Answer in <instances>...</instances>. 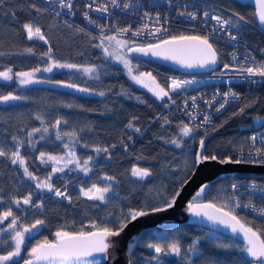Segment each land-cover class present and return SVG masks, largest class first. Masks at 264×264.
I'll use <instances>...</instances> for the list:
<instances>
[{"label": "trees", "instance_id": "16d2710c", "mask_svg": "<svg viewBox=\"0 0 264 264\" xmlns=\"http://www.w3.org/2000/svg\"><path fill=\"white\" fill-rule=\"evenodd\" d=\"M211 1L244 15L249 21L241 29L244 38L254 46H264V29L260 30L255 26L253 9L249 4L236 0ZM33 4L42 11H35ZM29 22L41 27L47 44L39 39L27 40L23 24ZM80 28H84L85 32H79ZM93 37L99 36L85 28L78 16L73 19L62 15L57 17L37 0H5L0 8V51L21 53L26 47H32L35 51V55L0 56V66H11L14 71L40 68L47 59L42 57L41 53L51 47L52 55L58 61L98 67L99 79L92 78L96 73L90 76L66 69L53 70L43 75L51 81L74 83L88 88L93 91L91 94L43 83L20 87L15 81L7 84L0 81V94L13 92L27 97V100L0 103V140H6L7 146H11L13 135L26 139L28 131L41 127L40 121L35 119L37 114L41 115L49 126L46 139L36 144L37 151L28 150L27 145L21 149L29 169L40 179L46 177L51 168L50 163L43 165L36 159L39 152L45 151L53 155H63L66 152L63 144L67 143L69 138L65 136L63 140L56 141L57 130L51 127L58 118L68 121L66 125L61 124V132L76 130L79 133L80 142L75 145V150L81 161L88 155L94 157L90 163L91 171L87 175L69 171L70 167L62 177L59 173L53 175L52 182L56 187L60 188L66 182L68 194L72 198L71 203L56 200L53 193L47 190L36 189L35 184L23 176V170L18 165H12L6 158H0V196L4 198V203L0 204V212L11 206L24 225H31L37 219L43 220L44 224L38 225L35 231L40 239H52L53 231L62 227L66 231H79L81 227L90 230L87 227L90 222L101 226L109 223L112 226L117 223L114 217L120 216L122 210L126 215L129 209L161 206L164 200L175 194L192 170L194 154L201 138L205 141V155H216L218 159L229 156L233 158V151L246 141L248 131L253 128L252 119L264 116V82L248 88L236 84L240 90V100L230 101L192 136L180 138L178 125L181 122H189L183 115L174 113L172 108L165 107L169 98L158 100L145 89L132 83L118 64L105 58L101 50L95 47L98 39ZM127 39L131 41L130 38ZM136 42L146 43L138 40ZM212 42L220 55L217 65L219 68L227 62L228 46L215 40ZM131 59L138 60L137 69L149 70L166 89L167 74L177 73L154 60L133 57ZM3 67H0V70H3ZM99 91H104L106 95H97ZM173 94L174 92L171 96ZM68 104L73 107L64 106ZM246 104L252 106L240 113L239 109ZM165 118L170 123L166 124ZM129 121L134 124V128L127 127ZM135 128L140 131L136 132ZM40 135L41 133H36L34 139L39 140ZM174 138L182 140V147L176 148L168 142ZM84 144L89 147H83ZM96 145L107 147L109 152L95 153L92 148ZM112 145L116 147L113 148ZM186 162L191 166L185 168ZM132 166L147 168L153 174L144 180L135 179L130 173ZM105 175L115 177V181L103 180ZM238 177H250L264 182V172H233L211 181L204 199L216 203L222 198L226 199L229 182ZM22 179L23 188L20 191L17 182ZM93 183L100 187L112 184V192L108 195L107 202L89 201L80 195L81 187L87 188ZM29 192L34 193V203L43 202V208L22 205V211L11 203L13 197L22 199ZM236 214L241 222L249 221L248 226L264 233V219L243 212ZM7 223L8 221H5L0 227L6 226ZM162 233L166 234L165 242L179 239L183 249L199 238L200 255L191 256L193 264H238L241 260L250 261L247 254L239 250L244 246L241 241L195 224L176 222L142 229L137 239L131 242L134 244L131 253L127 247L128 261L131 259L133 264H156V261L151 260L155 255L154 251L145 245L157 242ZM219 243H227L231 247H217ZM161 259L164 264H188L183 255L161 256ZM19 261L16 260L14 264Z\"/></svg>", "mask_w": 264, "mask_h": 264}, {"label": "snow or ice", "instance_id": "6c2138e0", "mask_svg": "<svg viewBox=\"0 0 264 264\" xmlns=\"http://www.w3.org/2000/svg\"><path fill=\"white\" fill-rule=\"evenodd\" d=\"M46 3L56 4L57 0H45ZM168 4L171 5L172 0H167ZM5 0H0V8L3 7ZM255 11L253 12V17L258 22L259 26L264 27V0H253ZM96 5L93 7V5ZM110 6L112 8H119L121 11L127 10H138L144 5L141 4L140 0H126L121 4V0H107V2H102L96 4V0H92L91 3L86 5V8L90 11H96L100 13H110ZM154 6L159 7L157 0H154ZM243 6V5H242ZM187 9L188 5L183 6ZM32 8L35 11L40 12L42 9L37 5L33 4ZM58 8L60 10H67V14L75 15L73 12V2L72 0H58ZM55 15L58 17L61 15V11H56L53 9ZM14 15V14H13ZM178 15L181 17H188L191 20H196L198 18L196 12L192 11H179ZM203 17L208 18L209 12H203ZM85 20L89 24H96L94 20L89 16V11L83 13ZM144 17L151 19V14L149 12H144ZM233 17L236 19L233 20ZM211 20L216 22V28L213 30L228 33V40L226 42H236L238 36L232 34V29H235L239 33L242 27L249 23L248 19L238 13L233 12L231 16L225 19L221 15H211ZM160 13H156V23L159 24ZM242 22V23H241ZM72 27V25H68ZM101 30V35L99 37H93V39H98L99 43L95 47L102 50V55L105 58L111 57L113 60L123 64L124 68L127 69V75L129 78L134 81L136 84L141 85L142 87L147 88L153 96L158 100H163L165 97H168L171 100V93L175 92L178 89H183L188 85H194L199 83L195 78L187 80H178L176 78H171V81L167 87H162L156 80V77L152 75L151 72H133L132 60L129 58V53L139 54L142 57H156L162 60H170L174 63L181 65L184 68H209L210 66H215L220 62V55L217 48L214 46L209 35H174L168 39H161L156 43L137 44L135 40L129 41L128 39H121L120 37L126 36L131 32L132 36L139 37L144 33V30L148 29V25L145 24L141 28L132 31L131 26L116 28V34L114 35H104V29L107 27L105 25H96ZM23 30L26 33L27 40L31 41L33 39H39L44 41L45 44L48 43L46 37L44 36L41 27L34 25L33 23H24ZM79 32L84 33L85 29H78ZM164 31L167 32L166 28L156 27L154 31H150L148 34L155 36L157 33ZM233 47L236 45L233 44ZM5 55H35V51L32 47H26L21 53H5L0 51V56ZM42 57H47L48 63L47 66L43 69L37 67L28 71H14L13 67H3V70H0V81L7 83L15 81V83L20 87H26L32 84L38 83H51V81L38 79L36 73L40 71L52 72L53 69H75L77 71H83V73L92 76L93 73H96L92 78L99 79L98 67L95 65H77L74 63L60 62L56 60L52 55V48L49 47L48 50L44 53H41ZM231 60L236 62L235 64L224 63L223 70L220 72V75L223 76L227 72L232 71L247 77H261L264 78V62H256L255 57L249 55L245 56V64H239L238 57L235 53H231ZM231 81L229 80L228 83ZM251 83H257L256 80H251ZM55 84L76 89L79 92L88 93L90 89L80 88L74 83H65L63 81H55ZM97 95L103 97L106 95L104 91H99ZM217 97H222L223 102L219 103V107L215 109L216 112H220L228 103L229 98L233 100H240V95L236 92H233L231 88L228 91L220 93L217 91L210 101H205V103L212 107L214 102H219ZM139 100V98H137ZM27 100L26 96L16 95L13 92H8L7 94H0V103H8L10 101H20ZM192 107L196 109L198 107L196 101L197 97L192 96ZM143 103V101H140ZM175 103V101H172ZM185 108L188 106V101L185 100ZM65 107L71 108L73 105L68 104L64 105ZM252 105L246 104L244 107L239 109L240 113H243L245 108L251 107ZM186 114L191 118L189 123L181 122L178 125L179 135L182 137L192 136L196 131L203 127L204 124H207L210 121V116L205 114L203 116L202 123L193 126L191 121H195L197 117L191 113L186 112ZM36 120L40 121L41 127H34L27 132L26 139L21 138L20 136H12V145L7 146L6 140H0V158H6L10 161L12 165H18L20 169L23 170V176L31 180L35 184L36 189L41 191L47 190L48 192L54 193L56 197H60L64 200H67L71 203L72 198L68 194L67 186H65L62 191L60 188L56 187L52 182V177L56 173H63L65 169H68L69 165H74V169H69V171H74L78 169L87 175L90 171V163L94 160V157L88 155L86 159L81 161V158L77 156L75 145L79 143V133L76 130L61 132V124H67L68 121L63 118H58L51 125L52 128L56 129L55 139L56 141H61L66 136L69 138L67 143L63 144V148L66 149V152L63 155H53L51 153L40 151L38 159L41 164L47 165L51 163L50 173L40 179L33 171L29 169L28 162L26 157L22 154L21 149L25 148L35 152L37 151L36 144L41 140L46 139V134L49 133V126L46 124L44 118L37 114L35 116ZM260 119V118H258ZM166 124L170 123L167 118L164 121ZM128 128H134V124L129 121ZM23 131V129H21ZM82 131V130H81ZM136 132H139V128H135ZM36 133H41L39 140L34 139ZM207 135V133H205ZM171 144L175 145L176 148L182 147V140L179 138H174L170 141ZM83 147H89V145L84 144ZM199 146L201 151L195 153L194 164L199 165L208 160H218L216 155H205L203 150L205 147V141L203 138L199 141ZM115 148V145H112ZM127 146H125L126 148ZM92 150L99 154L101 152L108 153L109 149L107 147H101L99 145L93 146ZM240 156L243 157L247 153L250 159H235L232 157H225L219 159L221 164L225 163H252V164H264V134L257 132L255 135H252L247 138V140L241 143L237 149ZM189 163H185V168L190 167ZM151 170L147 168L133 167L131 169V176L138 178L139 180H144L152 176ZM105 181H115V177L112 176H103ZM188 181L185 179L182 184H186ZM209 185H202L199 190L195 193L193 201H196L197 197H202ZM233 193L238 189L236 184L231 185ZM246 191L250 194L256 193L259 194L260 198L264 200V187H258L256 184H251L246 186ZM112 192V184L108 183L103 187L98 186L93 183L90 187L79 189L81 196L86 197L89 201H99L101 203L107 202L109 199L108 194ZM33 192H29L22 199L12 198L11 203L15 205L17 209L21 208L22 205H30L34 208H43V202L34 203L33 202ZM180 195V191L177 190L174 195L170 198L164 200L162 206H152L148 210L144 208L140 209H129L127 214H123L121 211L120 216L114 217L117 221L115 225L110 226L109 223H105L103 226L97 224L96 222H90L87 226L90 230H85L84 227H81L79 231H65L63 227L57 230L54 233L55 239L49 240L45 238L43 241H38L34 246H32L27 251L26 257H21L23 246L26 244L27 239L33 232V229L37 225H43L44 221L37 219L30 226H26L21 222V217L16 215L12 207L9 206L7 210L0 212V225H4L5 221H8L6 226L0 227V264H14L18 258L23 259V264H99L97 260H89L87 258L94 257L96 254H105L107 255L110 248L114 247V243L110 241L111 237H119L124 229L132 221L137 220L139 217L147 216L150 213H160L164 212L167 209L172 208L175 205L176 198ZM4 203V198L0 196V204ZM95 206V205H94ZM251 209L254 212H259L261 217H264V208L257 209L255 204L251 202L241 205L240 200L237 196L232 195L224 203L218 204L213 201L208 202H189L187 205V211L195 217H204L213 224L223 225L225 228L231 229L233 234L242 233L244 246L239 250L243 253H246L250 257V261L241 260L238 264H264V233L259 229H254L249 221L241 222V219L236 214V209L238 208ZM111 216V214H110ZM121 216L123 218H121ZM10 218V219H9ZM5 235L7 238H5ZM166 234H160L157 242H149L145 245L148 249L154 251L155 255L151 257L152 261H156V264H164L161 256H184L188 264H193L191 260L192 255H200L199 250V238L193 240L191 244L183 249L179 239H173L165 242ZM134 244H129L128 249L131 253ZM217 247L220 248H229L231 245L227 243H219ZM128 264H133V261L130 259Z\"/></svg>", "mask_w": 264, "mask_h": 264}, {"label": "built area", "instance_id": "2783aa9c", "mask_svg": "<svg viewBox=\"0 0 264 264\" xmlns=\"http://www.w3.org/2000/svg\"><path fill=\"white\" fill-rule=\"evenodd\" d=\"M41 5H43L50 12L54 13L53 9L56 11H61V15L67 19H73L76 16L79 17L81 23L89 31L95 33V35L100 36L101 30L96 25H105L107 26L104 29V35L106 34H116V28H123L131 26L132 31H135L141 28L143 25L147 24L148 29L144 30V33L139 37L132 36L131 32L126 34L125 37L130 38L135 41H146L147 43L156 42L164 38H170L174 35H185V34H196V35H209L211 40L222 42L228 46L227 50V62L230 64H235L236 62L231 60V53H235L238 57L239 64H245V56L249 55L255 57L256 62H264V46H254L246 41L241 31L236 32L235 29H232V34L238 36L236 42H226L228 40V33L213 30L216 28V22L211 20V15H221L225 19L232 15L233 10L230 8L221 5L220 3L211 1V0H172L171 5L168 4L167 0H157L159 7L154 6V0H140L141 4L144 5L138 10H127L121 11L119 8H112L110 6V15L107 13H100L96 11H90L86 8L88 3H91L92 0H72L73 2V12L75 15L67 14V10H60L58 8V0L56 4L46 3L45 0H37ZM102 2H107V0H96V4ZM126 2V0H121V4ZM188 5L187 9L183 6ZM96 5L94 4L93 7ZM192 11L196 12L198 18L196 20H191L188 17H181L178 15L179 11ZM89 11V16L96 22V24H89L85 20L83 13ZM149 12L151 14V19L144 17V12ZM209 12V17H203V12ZM160 13L159 24L156 23V13ZM236 18L233 17V20ZM242 23V22H241ZM167 29V32L161 31L155 36H151L148 33L154 31L156 27H161ZM257 27V26H256ZM258 28V27H257ZM261 30V28H258ZM236 46L233 47L232 45ZM223 70V65L217 69H214L208 73H199V74H167V78L171 81V78H176L178 80H187L195 78L199 83L194 85H188L183 89H178L171 96V100H167L165 107L172 108L174 113L181 114L184 118L190 122L191 118L186 114V112L193 113L197 119L191 121V125H197L202 123L203 116L205 114L210 116V120L213 119L219 112H216L215 109L219 107V103L223 102L222 97H217L219 102H214L212 107L205 103V101H210L213 95L219 91L220 93L226 92L231 88L233 92H236L240 95V90L236 84H242L244 88L249 86L259 85L264 82V78L261 77H245L244 75L229 71L230 77H221L214 76V73ZM231 81L228 83V81ZM251 80H256L257 83H251ZM235 84V85H233ZM197 97L198 107L194 109L192 107L191 97ZM185 100L188 101V106L185 108ZM232 98H229V102L232 101ZM175 101V103H172ZM229 104V103H228ZM226 107V106H225ZM224 107V108H225ZM223 108V109H224ZM222 110V109H221ZM257 132L264 134V123H262L257 128H252L248 131L246 135V140L248 137L255 135ZM233 160L235 159H250L247 153L243 157L240 156V153L237 150L233 151ZM256 184L258 187H264V182L258 179L250 177H238L234 178L229 182L227 188V194L225 201L235 195L239 198L241 205L251 202L255 204L257 209L264 208V200H262L259 194L253 193L250 194L246 191V186L251 184ZM236 184L238 189L233 193L231 185ZM66 186V182L60 187L63 191ZM53 197L56 200L63 201L67 203V200H64L60 197H56L53 193ZM236 212H243L248 215L264 219L259 215V212H254L251 209H245L243 207L236 209Z\"/></svg>", "mask_w": 264, "mask_h": 264}, {"label": "water", "instance_id": "95a60500", "mask_svg": "<svg viewBox=\"0 0 264 264\" xmlns=\"http://www.w3.org/2000/svg\"><path fill=\"white\" fill-rule=\"evenodd\" d=\"M240 3L249 4L253 12L255 11L253 0H236ZM254 18V17H253ZM254 24L258 28L264 29V27L259 26L258 22L254 18ZM195 35V34H188ZM168 39V38H165ZM158 42V41H157ZM156 43V42H153ZM146 45V44H144ZM131 57L145 59V60H154L161 64L167 65L168 67L174 69L179 73L184 74H194V73H207L214 70L217 65L210 66L209 68H192L187 69L182 67L181 65L174 63L170 60H162L156 57H142L139 54L129 53ZM260 118V119H258ZM264 122L263 117H254L252 119V127L257 128ZM200 141V140H199ZM201 151L199 142L197 144L196 152ZM195 160V154H194ZM233 172H252V173H260L264 172V164H252V163H225L221 164L218 160H208L199 165L194 164L192 170L189 175L186 177L187 183L180 184L178 189L180 191V195L176 198L175 205L167 209L164 212L160 213H150L147 216L139 217L137 220L132 221L128 224V226L124 229L119 237H111L110 241L114 243V247L109 249L107 255L105 254H96L94 257H89V260H97L102 264H128L127 257V247L128 245L137 239L140 232L144 228H150L162 223H190L195 224L209 230L224 234L226 236L233 237L242 243H245L243 240L242 233L231 232V229L225 228L223 225L213 224L208 221L204 217H195L191 213L187 211V205L189 202H208V200L204 199V195L202 197H197L196 201H193V197L195 193L199 190V188L209 183L220 176L231 174ZM162 206V205H161ZM149 208L145 209L148 210ZM251 259L250 257H248ZM16 264H23V259H21Z\"/></svg>", "mask_w": 264, "mask_h": 264}, {"label": "rangeland", "instance_id": "374dc122", "mask_svg": "<svg viewBox=\"0 0 264 264\" xmlns=\"http://www.w3.org/2000/svg\"><path fill=\"white\" fill-rule=\"evenodd\" d=\"M106 35H114V34H106ZM121 39H127V38H125V37H120ZM97 43H99V40H98V42ZM100 49V48H99ZM101 50V49H100ZM101 52H102V50H101ZM129 55V54H128ZM129 58L131 59V56L129 55ZM108 59L110 60V61H112V62H115L116 64H118L121 68H122V70H123V73H124V75L132 82V83H134L135 85H137V86H139V87H141V88H143V89H145L146 91H148L151 95H153L147 88H145V87H142L141 85H139V84H136L134 81H132L130 78H129V76L127 75V69H125L124 68V66H123V64L122 63H120V62H117V61H115V60H113L111 57H108ZM132 60V64H133V72H134V74H136L138 71L139 72H150L149 70H145V69H143V70H138L137 69V66H138V60H133V59H131ZM60 62H63V61H60ZM47 63H48V59H46L45 61H44V64L42 65V67H40L41 69H43L44 67H46L47 66ZM66 63H68V62H66ZM77 65H87V64H77ZM28 70H31V69H22V70H19V71H28ZM53 70H59V69H53ZM66 70H69V69H66ZM71 70H74V71H77V70H75V69H71ZM79 72H81L82 74H84V75H88V74H85V73H83V71L81 70V71H79ZM220 72L221 71H218V72H216V73H214V76H221L220 75ZM49 72H44V71H40V72H38V73H36V77L38 78V79H42V80H47V81H51V80H49V79H47L46 77H44L43 75H47ZM231 76V74H230V72H227L225 75H223V76H221V77H230ZM65 83H68V82H65ZM169 83H170V81L168 80V85H169ZM43 84H48V85H53V86H58V87H63V86H60V85H57V84H55V81H51V83H43ZM78 86V85H77ZM78 87H80V88H85V87H81V86H78ZM66 89H70V90H72V91H75V92H78V93H83V94H91V93H93V91H91L90 90V92H88V93H84V92H79V91H77L76 89H71V88H67L66 87ZM182 136H180V138H181ZM52 167V165H51V163H50V168ZM71 168V169H74L75 168V166L74 165H69L68 166V168ZM134 166H132V168H133ZM136 167V166H135ZM131 168V169H132ZM65 170H67V169H65ZM75 172H81V171H79L78 169H76V170H74ZM64 173H65V171L63 172V173H59V175L62 177L63 175H64ZM131 173V172H130ZM133 177V176H132ZM135 179H138V178H136V177H134ZM23 181V179L22 180H18V182H17V184H18V187H19V189H20V191H22V186H21V184L23 183L22 182ZM91 185H89L88 187H90ZM110 194V193H109ZM108 194V195H109ZM225 198H222V199H220V200H218L217 201V203L218 204H221V203H224L225 201ZM26 226H30V225H26ZM37 228H38V225H37V227L35 228V229H33V232H32V234L30 235V237L27 239V241H26V244L23 246V249L24 250H22V253H21V257L23 258V257H26L27 256V251H28V249H30L32 246H34L38 241H43L44 239H40V238H38V234H35V231L37 230ZM59 229H61V228H58V229H55L54 231H53V237H52V239H50V240H54L55 239V236H54V233L57 231V230H59ZM64 230V229H63ZM66 231V230H65ZM244 244V243H243ZM22 258H18L17 260H21ZM100 264V263H99Z\"/></svg>", "mask_w": 264, "mask_h": 264}]
</instances>
